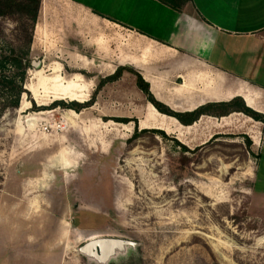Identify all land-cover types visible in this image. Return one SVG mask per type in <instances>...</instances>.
<instances>
[{"label": "rangeland", "instance_id": "rangeland-1", "mask_svg": "<svg viewBox=\"0 0 264 264\" xmlns=\"http://www.w3.org/2000/svg\"><path fill=\"white\" fill-rule=\"evenodd\" d=\"M150 47L73 0H42L29 94L0 113V264H86L79 248L92 237L140 243V257L124 264H264V146L259 162L254 122L234 115L183 126L149 105L129 74L81 113L49 109L90 100L120 66L142 73L139 65L158 60ZM187 64L143 75L179 112L206 104L195 93L209 96L208 85L177 77L202 71ZM216 78L215 93L240 88ZM136 130L168 137L131 141ZM175 141L195 151L185 167Z\"/></svg>", "mask_w": 264, "mask_h": 264}, {"label": "crops", "instance_id": "crops-1", "mask_svg": "<svg viewBox=\"0 0 264 264\" xmlns=\"http://www.w3.org/2000/svg\"><path fill=\"white\" fill-rule=\"evenodd\" d=\"M73 1L94 16L136 33L151 45L158 60L139 65L145 77L157 78L146 70L149 66L176 59L185 65L192 63L202 71L177 77L208 85V97L194 94L200 103L241 97L250 108L264 114V0H192L183 12L174 11L159 0ZM217 75L226 77V83L235 80L240 88L226 94L215 93ZM234 115L256 124L252 127L259 137L254 148L260 152L264 146V125L242 114L231 116Z\"/></svg>", "mask_w": 264, "mask_h": 264}, {"label": "trees", "instance_id": "trees-1", "mask_svg": "<svg viewBox=\"0 0 264 264\" xmlns=\"http://www.w3.org/2000/svg\"><path fill=\"white\" fill-rule=\"evenodd\" d=\"M169 8L177 12H183L192 0H159ZM42 5V0H0V113L18 110L21 107L23 97L29 94L30 71L32 70V44L36 25ZM125 74L134 77L138 90L144 95L149 105L164 116L178 121L183 126H192L204 117L226 118L232 114H242L256 122L264 125V114L250 108L241 97L229 101H218L206 103L192 111L179 112L172 110L165 103L158 100L151 90L150 83L143 75L133 67L125 65L118 67L112 74L100 79L91 94L90 100L85 103L72 101L66 103L62 100L53 102L49 109H63L81 113L83 110L93 107L98 96L108 85L119 82ZM44 110V109H38ZM119 122L129 123L121 120ZM145 133L157 134L165 139L168 136L160 130L135 131L130 139L134 141ZM248 149L253 146L252 140L243 135ZM180 148V159L182 167L190 160L187 153H194L188 147L175 141ZM250 154L258 161L261 154Z\"/></svg>", "mask_w": 264, "mask_h": 264}, {"label": "water", "instance_id": "water-1", "mask_svg": "<svg viewBox=\"0 0 264 264\" xmlns=\"http://www.w3.org/2000/svg\"><path fill=\"white\" fill-rule=\"evenodd\" d=\"M140 247V243L120 238L92 237L79 248V254L86 264H124L140 257Z\"/></svg>", "mask_w": 264, "mask_h": 264}, {"label": "clouds", "instance_id": "clouds-1", "mask_svg": "<svg viewBox=\"0 0 264 264\" xmlns=\"http://www.w3.org/2000/svg\"><path fill=\"white\" fill-rule=\"evenodd\" d=\"M207 50V49H206Z\"/></svg>", "mask_w": 264, "mask_h": 264}]
</instances>
